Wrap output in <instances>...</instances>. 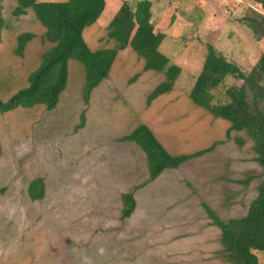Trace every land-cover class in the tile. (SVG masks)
<instances>
[{
  "label": "rangeland",
  "instance_id": "obj_1",
  "mask_svg": "<svg viewBox=\"0 0 264 264\" xmlns=\"http://www.w3.org/2000/svg\"><path fill=\"white\" fill-rule=\"evenodd\" d=\"M123 1L133 8L138 0H105L99 18L83 30L92 50L112 46L106 26ZM149 1L154 32L164 34L159 50L180 67L170 92L146 105L164 76L143 70V60L126 47L87 104L81 98L84 68L69 60L54 109L0 113V264H228L219 255L220 230L203 205L223 221L243 216L262 168L248 139L241 146L233 141L242 132L226 136L229 122L188 95L208 44L243 72L251 70L264 52V37L254 38L247 23L254 18L261 30L264 6L261 0ZM1 5L0 99L6 100L27 85L51 44L30 8L16 16L15 1ZM22 32L34 37L18 56ZM233 82L227 77L215 97L222 100ZM141 123L172 155L204 152L147 181L144 152L121 140ZM36 177H42L43 195L33 200L28 185ZM127 191L135 207L122 218L120 195ZM255 254L264 264V251Z\"/></svg>",
  "mask_w": 264,
  "mask_h": 264
},
{
  "label": "trees",
  "instance_id": "obj_2",
  "mask_svg": "<svg viewBox=\"0 0 264 264\" xmlns=\"http://www.w3.org/2000/svg\"><path fill=\"white\" fill-rule=\"evenodd\" d=\"M13 1L16 2L13 9L16 16L25 13L27 8L32 10L44 27V38L51 46L41 54L39 64L27 76V85L16 90L6 100L0 99V113L37 105H43L47 110L54 109L66 88L69 60L77 61L84 68L81 98L87 104L91 91L108 77L117 53L126 47H130L143 60V70H152L164 76L146 96L147 106L158 96L173 89L180 67L170 62L159 50L164 34L154 32L149 0H138L133 8L123 1L106 26V35L112 40V46L95 50L87 45L82 32L99 18L105 0ZM260 3L264 6V0ZM1 10L0 0V43L1 32L5 27ZM258 24L259 21L254 18L247 23L254 31V38L261 39L264 37V21L261 30H258ZM33 37L31 32L19 33L14 53L22 56L25 45ZM137 76L135 74L130 81ZM227 77H232L234 82L223 90L221 100L215 97L216 90ZM188 96L194 105L205 109L214 118L229 122L226 136H229L230 131L242 132L243 135H235L233 141L241 146L248 139L256 155L255 160L262 168L257 194L243 216L223 221L212 209L203 205L211 223L220 230L221 258L228 264H259L255 251H264V52L251 70L245 73L236 62L228 61L208 44L201 69ZM121 140L134 142L144 152L147 181L155 179L163 170L174 169L204 152L201 149L172 155L150 128L142 123L122 136ZM249 179L247 177L240 183L245 185ZM28 195L33 200L42 197V177L29 182ZM120 199L121 217H128L135 207L134 196L127 191L120 195Z\"/></svg>",
  "mask_w": 264,
  "mask_h": 264
},
{
  "label": "crops",
  "instance_id": "obj_3",
  "mask_svg": "<svg viewBox=\"0 0 264 264\" xmlns=\"http://www.w3.org/2000/svg\"><path fill=\"white\" fill-rule=\"evenodd\" d=\"M165 170H166V169H165ZM163 171H164V170H163ZM163 171H162V172H163ZM162 172H161V173H162ZM161 173H160V174H161ZM160 174H159V175H160ZM159 175H158V176H159ZM158 176H157V177H158ZM157 177H156V178H157Z\"/></svg>",
  "mask_w": 264,
  "mask_h": 264
}]
</instances>
